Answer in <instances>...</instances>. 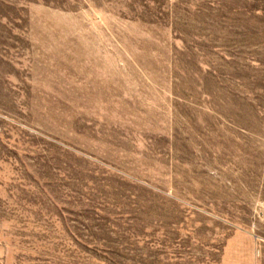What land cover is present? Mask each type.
<instances>
[{"label":"rangeland","instance_id":"rangeland-1","mask_svg":"<svg viewBox=\"0 0 264 264\" xmlns=\"http://www.w3.org/2000/svg\"><path fill=\"white\" fill-rule=\"evenodd\" d=\"M0 264H264V0H0Z\"/></svg>","mask_w":264,"mask_h":264}]
</instances>
